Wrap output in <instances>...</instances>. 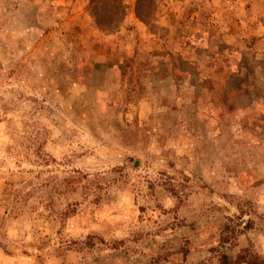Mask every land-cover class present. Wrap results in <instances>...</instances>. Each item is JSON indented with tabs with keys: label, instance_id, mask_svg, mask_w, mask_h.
Returning <instances> with one entry per match:
<instances>
[{
	"label": "rangeland",
	"instance_id": "374dc122",
	"mask_svg": "<svg viewBox=\"0 0 264 264\" xmlns=\"http://www.w3.org/2000/svg\"><path fill=\"white\" fill-rule=\"evenodd\" d=\"M0 264H264V0H0Z\"/></svg>",
	"mask_w": 264,
	"mask_h": 264
}]
</instances>
